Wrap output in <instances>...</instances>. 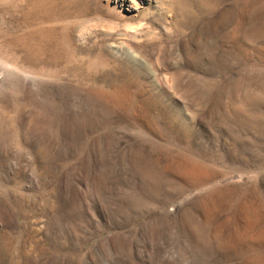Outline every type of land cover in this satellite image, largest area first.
Here are the masks:
<instances>
[{"label": "rangeland", "instance_id": "obj_1", "mask_svg": "<svg viewBox=\"0 0 264 264\" xmlns=\"http://www.w3.org/2000/svg\"><path fill=\"white\" fill-rule=\"evenodd\" d=\"M0 264H264V0H0Z\"/></svg>", "mask_w": 264, "mask_h": 264}]
</instances>
